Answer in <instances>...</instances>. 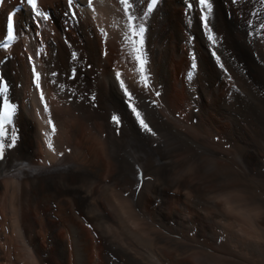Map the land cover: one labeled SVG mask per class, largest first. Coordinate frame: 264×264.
<instances>
[{
  "label": "bare ground",
  "instance_id": "obj_1",
  "mask_svg": "<svg viewBox=\"0 0 264 264\" xmlns=\"http://www.w3.org/2000/svg\"><path fill=\"white\" fill-rule=\"evenodd\" d=\"M16 1L0 6V37ZM190 2L131 9L148 87L118 0L15 15L0 47L17 140L0 161V264H264V5L210 0L212 45Z\"/></svg>",
  "mask_w": 264,
  "mask_h": 264
},
{
  "label": "snow or ice",
  "instance_id": "obj_2",
  "mask_svg": "<svg viewBox=\"0 0 264 264\" xmlns=\"http://www.w3.org/2000/svg\"><path fill=\"white\" fill-rule=\"evenodd\" d=\"M3 0H0V3H2ZM23 2L30 6V11L33 13V20L36 21V18H43V20L49 19L48 15L41 11L38 7V0H23ZM119 4L122 5V11L127 15V28L131 35H127L126 39L130 41L133 44V52L136 53L134 59L138 63V71L140 73V79L143 82L144 87H148V78L144 75V65L145 60L141 57L140 53V47L137 45L142 46L143 45V34H144V27L140 23H135L138 18L135 14V12L131 11L133 9L136 0H118ZM88 8L95 11V8L93 7L94 0H86ZM147 3V11L144 13V15H147L149 12L152 11V8L156 6V0H146ZM232 3H236V0H232ZM259 3L264 5V0H259ZM67 6L68 11L65 13L66 16H71L75 18L77 16V13L73 10L79 5L76 3V0H67ZM194 7H198L201 12L204 14L201 16V20L203 22V28L206 32L207 40L211 42L212 45H215L217 42V37L214 35L213 28L209 26V16L213 11L212 3H210V0H191L190 3L187 4L188 9H193ZM206 10V11H205ZM252 15H255V13H252ZM248 24L250 27H252L251 20L248 21ZM14 16L12 14H9L7 16L6 20V29L4 36L0 37V47H8L9 44L14 41L17 38V35L19 34L17 31H14ZM260 29H264V23H261L259 25ZM103 31V29H101ZM104 35H107V33H104ZM133 36H139L141 39L139 41L132 40ZM211 55L216 58V60L219 62L220 56L217 55L216 51H212ZM73 58H75V53H73ZM31 60L32 57H29ZM223 67V64L220 65ZM32 71L34 73V84L37 89L41 88V74L36 70V66L33 65ZM55 75V74H53ZM121 73L117 72L116 77L119 80L120 87L124 90V94L127 96L129 100V107L131 108V111L134 113L136 120L139 122V126L146 132L150 133L151 135L155 136L156 133L153 131L151 127H149V124L145 122V119L143 118L140 111H138L137 106L132 103L134 100L133 93H131L128 88L125 85V82L123 79H120ZM9 91V86L6 82L3 80H0V106L3 107V115L0 117V161H4L7 158V150H10L15 147L16 145V136L12 134V130L9 127H6L7 125H11L13 123L12 115L15 111L14 104L10 101V98H6L2 94H6ZM159 93H157L158 95ZM41 101H44V93L43 91L40 92L39 96ZM44 111H48V104H44ZM112 120L119 124L120 120L117 116H113ZM46 123L51 128V134H55L56 132V125L53 123L52 119L49 118ZM51 134L48 135L47 145L50 149H54L53 142L51 139ZM60 155H63V153H60ZM127 195V193H125Z\"/></svg>",
  "mask_w": 264,
  "mask_h": 264
},
{
  "label": "rangeland",
  "instance_id": "obj_3",
  "mask_svg": "<svg viewBox=\"0 0 264 264\" xmlns=\"http://www.w3.org/2000/svg\"><path fill=\"white\" fill-rule=\"evenodd\" d=\"M16 2H20V1L18 0V1H16ZM72 79H74V78H72Z\"/></svg>",
  "mask_w": 264,
  "mask_h": 264
}]
</instances>
